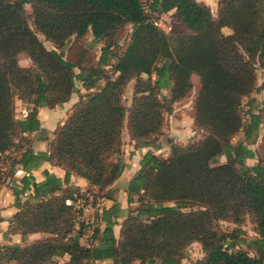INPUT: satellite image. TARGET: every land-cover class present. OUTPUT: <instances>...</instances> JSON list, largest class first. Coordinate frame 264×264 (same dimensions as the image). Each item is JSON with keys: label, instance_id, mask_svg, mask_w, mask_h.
Masks as SVG:
<instances>
[{"label": "trees", "instance_id": "trees-1", "mask_svg": "<svg viewBox=\"0 0 264 264\" xmlns=\"http://www.w3.org/2000/svg\"><path fill=\"white\" fill-rule=\"evenodd\" d=\"M150 8L148 13L143 0H0V160L10 158L11 173L16 166L32 172L44 161L65 171L64 180L47 175L29 201L20 199L29 182L14 190L19 211L11 232L49 237L0 247V264H182L195 243L204 253L197 264H264V159L252 148L264 123V104L256 111L252 99L264 91V80L258 84V69L264 70V0H220L217 17L198 0H153ZM171 12L186 32L167 34L152 22L154 13ZM127 25L132 34L118 57L111 50ZM224 28L232 33L225 35ZM89 33L104 43L98 63L87 68L83 51L77 62L65 59L59 49ZM21 55L31 66L20 65ZM105 67L113 69V77L103 76ZM194 75L200 88L193 121L202 138L175 146L167 158L146 153L128 197L137 209L127 216L118 203L103 209L104 228H95V243L82 245L73 207L81 193L70 186L71 177L85 179L112 200L110 187L126 169L124 129L137 147L149 146L174 105L191 95ZM77 79L90 92L54 132L48 152L35 153L30 136L41 130L39 108L69 102L79 92ZM132 81L127 107L123 99ZM163 90L169 97L161 96ZM19 100L32 107L24 119L18 117ZM240 133L244 140L233 143ZM221 157L225 162L217 163ZM252 159L259 162L250 167ZM221 223L235 228L224 230ZM248 223L257 236L249 244L253 253L241 246ZM115 226L121 227L118 239ZM66 255L69 260L60 263Z\"/></svg>", "mask_w": 264, "mask_h": 264}, {"label": "crops", "instance_id": "crops-1", "mask_svg": "<svg viewBox=\"0 0 264 264\" xmlns=\"http://www.w3.org/2000/svg\"><path fill=\"white\" fill-rule=\"evenodd\" d=\"M199 2H203L207 4L213 15L215 17L218 16V10H219V3L220 0H198ZM175 12H171L168 15H172ZM228 29V28H227ZM228 34H231L232 31L230 29ZM264 80V77L262 81ZM82 83V82H81ZM99 86L104 85V81L102 83H98ZM77 88L79 89L78 93H74L71 97V100L62 106H58L54 109H50L47 107H41L39 108L38 113V119L41 122V130L38 132H35L30 136L32 140L31 147L34 150L35 153H47L50 143L54 138V132L57 130L58 127L62 126L65 121L68 119V117L73 113L75 106L80 102L81 96H86L90 91L86 90L83 85L78 86L76 84ZM134 89V85L132 86V91ZM196 94L193 96L192 99V107L194 109V103L196 99ZM166 97H169V95H165ZM260 97V99H259ZM252 99H255L256 103V111H260L263 104H264V91H262L260 94H254L252 96ZM186 100V99H184ZM182 100V101H184ZM20 104V107L24 109L23 115H18L20 119H24L28 111L32 108L31 106L26 105L22 101H18ZM248 109V106H246ZM17 112H19V109H17ZM188 130L191 132L196 130L194 129V121L192 117V123L190 126L188 125ZM198 131V130H197ZM196 132V131H195ZM263 138H264V123L261 125L260 132H259V138H258V144L256 147L259 150V147L263 146ZM125 140L128 141V149H125ZM244 136L241 134L239 141H243ZM196 140H193L191 142H194ZM123 152H124V160L126 162V169L122 176L119 178V180L110 187V190H113V199L105 198L103 195H101L100 198H96L93 196V194H97L98 191H95L93 188H90L88 182L85 179L79 178L77 176L71 177L70 186L75 187L76 189L80 190L81 197L78 198L75 202H73V207L75 210L79 211V215L76 218V232L79 231L82 227V233L83 235L80 238L81 244L85 246H90L91 244L95 243L92 240V235L94 233L95 228L101 225V229L104 228V224L99 220L100 215L103 211V209H110L114 203H118L120 205V208L124 211V216H127L128 210H134L133 205L137 204H129L128 203V197H129V191L124 189L122 187L123 183H128L129 186H131V182L133 177L136 175V173L140 169V161L142 157L148 153L153 152L158 155V153L163 149V147H160L158 150H155L153 145L149 146H142V147H136V143L131 140L127 127L123 131ZM188 142L187 144L191 143ZM187 144H178L181 146H185ZM173 148L175 146H172ZM255 150V147H252ZM144 150L142 155L139 156L140 158H134L133 160H130L131 156L136 157V153L140 155V151ZM172 149L170 148L169 154L167 157L171 154ZM256 151V150H255ZM135 152V153H134ZM130 153V154H129ZM258 154V153H257ZM259 156V155H258ZM1 157V155H0ZM166 157V158H167ZM225 158L223 159V162H225ZM132 161V163H131ZM135 162V163H134ZM258 159H252L247 161V165L252 167L258 164ZM136 165L137 168L134 169L133 165ZM11 168V160L6 159L5 156L2 157L0 160V247H10V246H27L31 245L35 242L41 241L47 237H49L48 234L45 233H33L29 234L25 238L22 236L21 233L11 232L12 228V222L15 214L19 211L17 206V198L14 194V190L17 189L21 191L24 184L27 182L30 183L29 188L26 190L25 194L23 196H20L21 201H29L32 199L33 196V190L35 187L43 182L47 175L52 174L58 177L61 180H64L65 177V171L57 166L51 165L49 162L44 161L39 168L33 170L32 172H26L23 170L22 166H16L15 172H10ZM66 187V185H64ZM122 192V194H121ZM93 193V194H92ZM116 193V194H115ZM124 194V195H123ZM87 198L92 199H98L96 203L88 204L90 200ZM88 213L92 215L88 218ZM123 221V219H120V222ZM86 225H90L87 228H85ZM234 226V225H233ZM252 227L250 232H247V226H243L242 230L245 231L243 235H241V246L245 250H249L253 253L252 246H249V244L257 237L256 233L253 231V225L250 224ZM235 228V226H234ZM233 228V229H234ZM120 226H115L114 228V234L115 237L118 239L120 236ZM231 229V230H233ZM194 246H198L200 248L199 251V258L198 260L194 261V264H197L199 260H201L204 257V253L202 251V247L199 243L193 244ZM192 245V246H193ZM69 260V256L66 255L62 258H59L60 263L67 262ZM185 261V260H183ZM9 264H16L15 262H11ZM94 264H113L111 260H104V261H96ZM134 264H140L139 261H136ZM184 264V262H182Z\"/></svg>", "mask_w": 264, "mask_h": 264}, {"label": "rangeland", "instance_id": "rangeland-1", "mask_svg": "<svg viewBox=\"0 0 264 264\" xmlns=\"http://www.w3.org/2000/svg\"><path fill=\"white\" fill-rule=\"evenodd\" d=\"M25 8H26L27 14L30 15L31 14V6L29 4H27V5H25ZM165 18H166L165 24L167 23L168 25L172 26L173 31H175V32H186L187 31L184 24L179 19L176 18L175 14L169 15ZM30 26L33 29H35L32 20H30ZM223 32L225 35H229L228 34L229 30L227 28H224ZM131 34H132V27L130 25H127L126 27H124L123 29H121L118 32V34L115 38L117 45H116V47L112 48V50H111L113 53H116V55L118 57H120L123 54V51L125 50V48L129 44ZM38 36L48 49H50V50L55 49V46L53 45V43L47 41L43 35L38 34ZM103 47H104V43L96 41L93 38L92 34L89 33L88 35H86L84 38H81V39H76L73 37L68 42H66V44L62 48L59 49V51L62 52L65 59H68V60L73 61V62H77L78 55L83 51V53H85L83 64L86 65V67L88 68L90 66V62H92L93 65H96L98 63L100 56H101V49ZM18 60H19V63L21 66H24V67L31 66V62L27 58L26 55L19 56ZM115 61H117V58L112 60V62H115ZM75 73L79 74L80 70L78 68H76ZM103 76L104 77H113L114 76L113 69L110 67H105ZM263 77H264V70L258 69V84L259 85L261 84ZM143 78L147 79V76H143ZM102 83H103V81H102ZM76 84L78 86L83 85V83H81V81L79 79L76 80ZM193 84H194V88H193L191 95L188 98H186V100L181 101V102L174 105L173 113L170 115H166L164 128H163L162 133L160 135L152 138V140H151L152 143L150 145H153L155 150H158L160 147H163V149L158 153V155H160L164 158H166L167 155L169 154L170 148L173 149L172 146H177L178 144H187L188 142H191L192 139L193 140L201 139L203 134H204L202 131L194 130L191 132L190 130H188V125L190 126V124L192 123V117L194 115V109L192 107V99H193V96L196 94V91H198L200 88V80L195 75L193 76ZM133 85H135V81H132L125 90L123 100H124V104L127 107H130L131 103H132V97H133L132 86ZM165 95H170L169 91L163 90L161 92L162 97H166ZM259 99H260V97H259ZM17 109H19L18 115L24 114V109L22 108V110H20L21 107H20V104L18 102H17ZM247 111H248V109L245 106L243 109V113H244V115H246V118H247V114H246ZM241 134L242 133L238 134L233 139V143H236L237 141H239ZM257 144L258 143L253 145V147H255V150L258 153L259 157L264 159L263 146L262 147L260 146L259 150H258V148L256 147ZM125 149H128V141H126V140H125ZM143 151L144 150L140 151L141 152L140 155H138L136 153V155H137L136 157L131 156L130 160H133L134 158H140L139 156L142 155ZM223 159H224L223 157L218 158L216 160V162L217 163H223ZM131 163H132V161H131ZM133 167H134V169L137 168V166L135 164L133 165ZM121 194H122V192H121ZM94 196H95V194H94ZM95 197L100 198L101 193L96 194ZM96 198L95 199L87 198L88 200H90L88 204H91V201H92V204L96 203V201L98 200ZM136 199H137V197H136ZM137 207H138V204L133 205V209H137ZM76 211H78V210H76ZM186 211L189 212L190 210L188 209ZM91 215H92V213L91 214L88 213V216H86V218L90 217ZM88 226H90V225H86L85 228H87ZM246 226L248 228L247 232H250L252 227L250 226L249 223ZM221 227L224 230H228V231L234 228V226L230 223H221ZM199 251H200V248L198 246L197 247L194 245L189 246L185 252V259H184L185 261H183L184 264H194V261L198 260V258H199V254H200Z\"/></svg>", "mask_w": 264, "mask_h": 264}, {"label": "built area", "instance_id": "built-area-1", "mask_svg": "<svg viewBox=\"0 0 264 264\" xmlns=\"http://www.w3.org/2000/svg\"><path fill=\"white\" fill-rule=\"evenodd\" d=\"M153 0H143L145 9L148 13H151V4H152ZM155 16L154 18H152V22L154 23L155 26H157L158 28H160L162 31H164L165 33L169 34L171 32H173V27L168 25L167 23L165 24V17L169 16L168 14H156L154 13Z\"/></svg>", "mask_w": 264, "mask_h": 264}, {"label": "water", "instance_id": "water-1", "mask_svg": "<svg viewBox=\"0 0 264 264\" xmlns=\"http://www.w3.org/2000/svg\"><path fill=\"white\" fill-rule=\"evenodd\" d=\"M122 187H123L124 189H126L127 191H130V186H129L128 183H123V184H122Z\"/></svg>", "mask_w": 264, "mask_h": 264}]
</instances>
